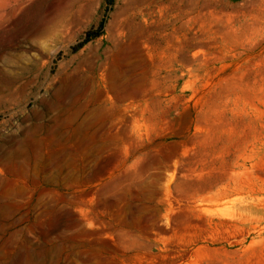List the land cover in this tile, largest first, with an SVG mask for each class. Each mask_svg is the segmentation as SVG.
<instances>
[{"label":"rangeland","instance_id":"obj_1","mask_svg":"<svg viewBox=\"0 0 264 264\" xmlns=\"http://www.w3.org/2000/svg\"><path fill=\"white\" fill-rule=\"evenodd\" d=\"M0 264H264V0H0Z\"/></svg>","mask_w":264,"mask_h":264}]
</instances>
